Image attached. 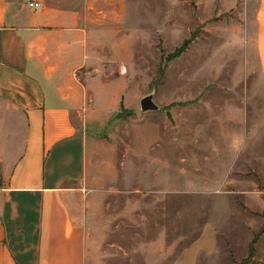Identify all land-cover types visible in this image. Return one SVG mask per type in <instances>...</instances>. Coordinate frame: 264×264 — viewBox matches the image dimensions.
I'll list each match as a JSON object with an SVG mask.
<instances>
[{
  "label": "rangeland",
  "instance_id": "1",
  "mask_svg": "<svg viewBox=\"0 0 264 264\" xmlns=\"http://www.w3.org/2000/svg\"><path fill=\"white\" fill-rule=\"evenodd\" d=\"M102 5L115 30L81 73L100 112L86 264H242L264 230L261 0ZM255 248L264 264V233Z\"/></svg>",
  "mask_w": 264,
  "mask_h": 264
},
{
  "label": "crops",
  "instance_id": "2",
  "mask_svg": "<svg viewBox=\"0 0 264 264\" xmlns=\"http://www.w3.org/2000/svg\"><path fill=\"white\" fill-rule=\"evenodd\" d=\"M83 2L0 0V264H86L100 112L81 73L115 28L104 0ZM259 14L264 28V0Z\"/></svg>",
  "mask_w": 264,
  "mask_h": 264
},
{
  "label": "water",
  "instance_id": "3",
  "mask_svg": "<svg viewBox=\"0 0 264 264\" xmlns=\"http://www.w3.org/2000/svg\"><path fill=\"white\" fill-rule=\"evenodd\" d=\"M159 107L154 102V96L150 95L142 100L141 110L143 113L159 111Z\"/></svg>",
  "mask_w": 264,
  "mask_h": 264
},
{
  "label": "trees",
  "instance_id": "4",
  "mask_svg": "<svg viewBox=\"0 0 264 264\" xmlns=\"http://www.w3.org/2000/svg\"><path fill=\"white\" fill-rule=\"evenodd\" d=\"M264 230L261 231L255 238V240L253 241L252 245H251V249H250V257L249 259L245 260L242 264H250V261L253 260L256 256V245L260 239V237L263 235Z\"/></svg>",
  "mask_w": 264,
  "mask_h": 264
},
{
  "label": "built area",
  "instance_id": "5",
  "mask_svg": "<svg viewBox=\"0 0 264 264\" xmlns=\"http://www.w3.org/2000/svg\"><path fill=\"white\" fill-rule=\"evenodd\" d=\"M30 7L36 8V9H41L42 6L39 4H31Z\"/></svg>",
  "mask_w": 264,
  "mask_h": 264
}]
</instances>
